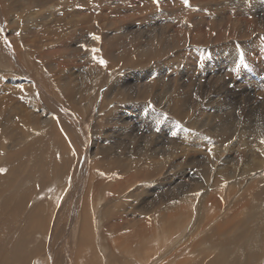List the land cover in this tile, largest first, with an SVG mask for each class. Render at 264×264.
Returning <instances> with one entry per match:
<instances>
[{"label":"bare ground","instance_id":"1","mask_svg":"<svg viewBox=\"0 0 264 264\" xmlns=\"http://www.w3.org/2000/svg\"><path fill=\"white\" fill-rule=\"evenodd\" d=\"M67 1L69 4L66 7L64 3ZM99 1L71 0V4L69 0H10L5 4L10 7V3L16 5L21 2V10L26 11L24 14L25 19H22L20 23L16 20L11 23L13 33L25 32L26 43L24 46H21L19 35L12 37V45L15 47H13V50H15L17 57L22 59L25 67L27 66L25 63H27L30 68L36 66V68L41 69L42 66L36 60V55L38 57H40L39 55H46L49 59L46 67L50 72H53V75L56 74L55 79L52 78V80H57V86L52 85L54 82L49 83L47 78L44 79V86L47 87L48 91H51L47 94L49 103H55L58 108H65L68 100L77 103L79 101L85 102V99L90 96L93 97L92 99H96L98 90L105 87L108 90L102 98L101 111L109 108L111 103L116 105L104 118L105 123L112 124L113 127L103 129V123L100 124V121L97 120L94 124L96 127L93 126L94 130L90 133L87 131L88 129H83L79 125L78 117L80 115L85 118V114L91 112L89 105L86 111L78 108L76 112H68L66 109L64 116L57 114L58 110H55L57 107L54 109L55 112H46L45 109H43L44 111H36L41 105L38 98L39 96L41 98L44 94H41L42 92L39 90L38 81L29 83L22 78L7 77L0 73V169H3L2 167L5 165L10 166L11 160H14V158L18 160L21 155H26L28 152H31V157L32 152L38 149V146L43 147L47 144L49 146L50 141L53 140L58 142L56 146L58 144L62 145L63 152H65L64 145L67 142L65 143L64 130L75 132L76 137L73 135L72 139L77 138L85 141V146L88 145L89 150L84 154L83 165H80L82 175H79V184L76 185L75 190L72 189L71 195L69 194L68 199L63 202L64 209L62 214H59V216L61 215L60 219L56 220L58 224L51 234L53 245L51 254H54L53 264H61L65 258L62 255L64 253L60 251L64 250L67 253L66 258L69 259L72 256L70 253L75 250V246H72L73 241L69 237L66 238H68L69 243L71 241L70 247L74 250L67 249V246L65 248L63 244V240L67 236L65 224L70 225L72 223H74L73 225H81L80 228H77L80 240L75 244V264H101L103 259L98 256L100 253L97 252V247L95 248L94 244H90L93 243L90 236L93 237L96 234L94 227L98 224V221L99 225L105 224V221H107L106 214L109 215L106 212L112 207L115 209L113 208L114 212L110 216L115 219V223L113 220L114 225H120L121 228L126 225L125 228H129L130 231L128 232L125 229L126 231L122 233L120 229L119 231L116 229V235L112 237L108 235L110 236L109 239L107 233L102 231V237L106 238L104 242L106 247L102 249V252L106 254L105 250L108 251V254H106L107 264H113L112 261L121 260V257L122 260L126 258L125 262L127 260V264H157L163 258H167L166 256L172 253L180 242H187L189 235L192 234L191 229L188 228V223H191L194 211L192 207L185 205L190 202V196L187 195L186 191L191 189L186 183L195 178L198 179L197 189L208 187L205 190L206 203L210 202L208 201L210 199L211 202L215 200L214 203L216 204L209 205L210 203H207L206 216L207 219L212 220L217 214L216 206L219 198L221 199L227 179H234L237 175L252 177L251 174L259 173L261 169H264V79L260 78L258 72L259 70L264 74V0H188L187 3H185V0H174L180 10L177 8L176 11L170 12V10L163 8L164 13L159 11V6L155 7L154 4L153 7L151 6L153 3L150 4L149 2L146 5L151 6L149 7L150 11L145 12L142 15L143 17L130 15L136 9L138 11L139 5H136L141 0H102V2H108L102 5L106 8V11L116 8L113 7L115 1L124 6V10L130 13H127V17L125 15L126 19L119 15L109 19L103 17L105 9L98 7L96 3ZM206 2L207 7L205 6ZM62 4L64 5L63 9L59 7ZM14 5L11 6L10 10H15ZM110 6H112L111 9ZM96 10L99 13H96ZM102 10L104 12L101 13ZM167 13H170V15ZM61 14L76 17V20H73V22L70 18L60 21L61 18L64 19ZM123 20H126V23L121 25L123 22L119 21ZM60 32L63 33V36L61 35L62 37L58 38L57 41L59 39L63 41L60 40L61 43L59 44L55 38L58 37ZM1 33L2 31L0 37L3 39ZM95 37H99V39ZM6 45L4 43L5 47H7ZM23 48H25L24 52L22 51ZM0 51L2 53L1 48ZM88 57L91 59L87 60ZM7 58L10 59L9 56ZM241 59H243V63H241ZM101 60L107 63L102 64ZM92 61L93 63H91ZM19 67L20 76L29 77L27 72L21 66ZM68 69L69 71H67ZM123 69L124 72L121 73ZM29 72L31 73L30 70ZM115 74L117 75L116 79L111 80ZM165 75L171 77L170 80H164ZM36 85L38 89H36ZM260 95H262V99L256 98ZM83 99L84 101H82ZM45 102L47 101L45 100ZM134 113L137 114V117H134ZM134 124L139 128L147 125V129H142L144 136L141 138L135 134V127L134 129L130 128ZM121 125L122 127H119ZM77 126H80L81 129L76 130ZM122 129L126 131L123 132ZM169 130L170 132H168ZM112 132L119 134L123 132V138L125 137L126 141L122 142L121 138V140L110 138ZM164 133H171L168 135V140H165V138H161L162 140L160 138V140L156 139L158 134L161 137ZM65 134L68 135V133ZM69 136L71 137V135ZM55 141L52 143H55ZM171 143H175L173 145H176V147H172ZM45 150L47 152L48 148ZM54 150L56 149L54 148ZM38 151L43 150L39 148ZM38 151L34 153H38ZM49 151L48 153H52ZM43 152L42 155L46 153ZM53 154L56 155V151ZM36 156L35 159L39 158H36ZM53 156H51V165H53ZM74 156L75 160L76 155ZM71 158H73V155ZM30 159L32 160V157ZM30 159L28 158V160ZM54 162L56 166L61 167V163ZM26 164L28 165V163ZM23 166L22 163L21 169L25 167ZM11 169L15 170L13 166ZM41 169L43 170L40 167ZM116 169L119 170V175L122 177L113 176L114 174L110 176L111 172ZM32 171L38 174L35 170H31V173ZM7 172L12 173L13 171ZM68 172L66 173L68 174ZM87 172L89 176L87 175L88 179H86L83 192V178ZM2 174L0 176V196L5 188L9 186L5 185L8 179L6 178V181H3ZM53 174H55V171ZM13 175L15 176V174ZM75 175L77 176V174ZM6 176L11 178L9 174H6ZM27 176L31 177V175ZM38 176L40 175L38 174ZM17 177L19 179L20 176L16 175ZM252 179L253 177L250 180ZM35 181H37L36 178ZM48 181L47 184L50 183L49 179ZM203 182L204 184H201ZM263 182L264 175L258 177L246 191L244 190L246 197L243 200L247 202L242 201L244 202V208L241 212L239 211L240 213H238V209L243 206L242 202L234 204L233 211L228 212L225 216L224 224L221 221L222 223L209 227L210 229L206 233L199 239L196 238L197 240L193 241L192 245L187 243V247L176 254L170 260V263L167 262L166 264H264L262 259L264 257V208H257L261 204L259 201L264 199V185L261 186ZM37 183L34 182V186ZM42 184L45 185V182ZM245 184V180H240V182L234 180L232 186L237 187L238 191ZM181 186L185 188V191L181 192L182 196L179 195L181 193H176V189ZM58 187H60V184H58ZM211 187L214 190H211ZM37 188L38 186L36 187L38 191ZM61 188L63 189V187ZM23 191L25 190L20 192L23 193ZM64 191L66 193V189ZM124 191L126 197L124 194V197L121 195ZM227 191L228 195L236 192L235 189ZM30 192L35 193L32 190ZM27 193L29 194V192ZM55 194L58 196V193ZM139 194H142L140 198L137 197ZM20 195L22 196V194ZM14 196L16 197V195ZM213 197L214 199H212ZM1 198L3 200V197ZM22 198L24 199V197ZM22 198L19 200L23 202ZM236 198H238V195ZM12 199H14L13 196ZM29 200L30 203L32 197ZM52 200L51 204L54 205ZM73 200L75 201L74 209H77V213L73 210ZM25 201V203L28 202ZM14 202L15 204L12 201L10 202L13 204L12 206H16V201ZM6 203L0 206V230L8 219H11L8 220L11 223H15V220L18 222L17 217H22L20 214L25 210L21 207L27 206V204L22 203L24 205L20 207L22 211L19 215L17 211L20 209L17 210V206L15 207L17 211L14 209L17 213L15 211L11 212V210L8 215L6 207L9 208L10 204ZM200 203L203 204V200ZM18 204L20 203L18 202ZM5 205L8 206L5 207ZM91 206H93L92 209ZM129 209H132L133 213L130 218H126ZM94 212L98 217V221H95L93 217ZM51 216V213L46 216V221ZM248 217L256 218L259 221L256 230L254 229L255 226L252 228L250 224H247L246 219ZM124 218L126 224H119ZM31 219L35 222L36 214L31 216ZM20 220L19 223L23 221L20 222ZM198 220H200L199 217L196 218L195 223ZM30 222L32 223V221ZM243 223L247 227L237 229ZM8 224L7 226H9ZM18 225L16 226L18 227ZM107 228L109 227L107 226ZM35 232L33 227H29L24 236L34 235ZM151 232H154L153 243H149L148 238V234ZM49 233L47 229L45 236L39 238L38 247L36 246L32 252L26 250V252H29L27 254L36 253L33 257L38 256L41 249L46 246ZM223 234H226V239H222ZM41 235L42 232L38 236ZM245 236L251 237L246 238ZM35 237L37 236L35 235ZM237 237L241 239L239 240ZM1 239H3L2 236ZM243 239L247 240L248 244ZM140 240L145 250L143 252L140 246L133 248V252L125 255V257L121 254V249L118 250L123 246L131 249L133 244L138 243ZM205 240L208 241L209 246L204 244ZM167 241L171 244L164 246L163 244ZM258 241L260 242L258 243ZM7 244L10 247L4 253L8 257L5 256L7 259L3 263L19 264L21 258L23 264H29L28 255L22 258V250L15 245L16 242L13 246ZM8 245L6 246L8 247ZM42 253L46 254L44 251ZM145 253L147 256L144 258L142 254ZM181 255L184 256L179 257ZM163 262L161 263L163 264Z\"/></svg>","mask_w":264,"mask_h":264},{"label":"rangeland","instance_id":"2","mask_svg":"<svg viewBox=\"0 0 264 264\" xmlns=\"http://www.w3.org/2000/svg\"><path fill=\"white\" fill-rule=\"evenodd\" d=\"M1 2H0V16H1V20H0V26L2 27L1 29H0V32L2 31V33H1V35H3V39H2V37H0V45H1V49H2V53H0L1 55H0V73L2 74L3 73V75H5V76H7V77H15V78H22V79H24L25 80V82H29V83H35V82H37V84H38V86H39V90H41V94H43V96H45V97H43V96H41V98H40V96H39V98H38V101H39V103L41 104L40 105V107H38V109H36V111H42L43 109H45L46 110V112H55L54 111V109L57 107L56 106V104L54 103V104H52V102L51 103H49L50 101H49V99H48V93H50L51 91H48L47 90V87L46 86H44L45 85V78H47L48 80H49V83H53L52 85H54V86H57L56 84H57V80H52V78L53 79H55V77H56V74L54 73V75H53V72H50L49 70H48V68L46 67V63H48V61H49V59H47V57H46V55H39L40 57H38V55H36V60L38 61V63H39V65L40 66H42V68L40 69V68H36V66L35 67H29L28 66V64L27 63H25V65H27L26 67L24 66V64H23V62H22V59L20 58H18L17 57V55L15 54V50H13L15 47H14V45H12V43H13V41H12V37L13 36H15V37H17L18 35V37H20L21 38V46H24L25 45V32H21V33H19V34H17V33H13L12 32V29H11V23H12V21H14V20H16V21H19V23H20V21L22 20V19H25L26 17H25V13H26V11H24V10H21L22 9V5L20 6V4H21V2H19V3H17L16 5H14V3L13 4H11L10 3V7H7L5 4L6 3H8V2H10V0H0ZM7 1V2H6ZM56 1H58V0H56ZM70 1V3L72 4V2H71V0H69ZM195 1H197V0H195ZM100 2V3H99ZM98 3H96L97 5H98V7H100V9H105L104 11L102 10L101 11V13L102 12H104V16L102 15V14H100L101 16H103V17H106L107 19H109V18H113V16L114 17H118V15L119 16H121L123 19H126V17H127V13H129V12H127V10H124V6H122L120 3H118L117 1H115V4H113V5H115V6H113L115 9L113 10V8H112V6H110V11L109 10H107L109 13H106L107 11H106V8H104V6H102V5H105L104 3H108V2H102V0H100ZM145 2H147V3H145ZM150 2V4L151 3H153V4H151V6H153L154 4V6L156 7V6H159V11L162 13L163 11H165L166 9H168V11L170 10V12H173V11H176L177 10V8L179 9V7L176 5V3H175V1L174 0H159V2L157 3V1H155V0H141V2L139 1V3L136 5V6H138L139 8H138V11H137V9L134 11V12H132L130 15H135L136 17H143L142 15L145 13V12H149L150 11V8L149 7H151L150 5L149 6H147L146 4H148ZM172 2V3H171ZM56 3V2H55ZM54 3V4H55ZM157 3V4H156ZM170 3V4H169ZM52 4H53V2H52ZM66 4V7L68 6V1L66 2V3H64V5ZM74 4V3H73ZM173 6H172V5ZM12 5H14L15 6V10H10L11 9V6ZM64 5L62 4V5H60L59 7L60 8H64ZM121 5V6H120ZM167 5V6H166ZM205 5V4H204ZM77 6V5H76ZM85 6V5H84ZM153 6V7H154ZM163 6V7H162ZM170 6H172L171 8H170ZM206 7H207V2H206V5H205ZM2 7H3V9H2ZM74 7H75V4H74ZM118 7V8H117ZM127 7V6H126ZM167 7V8H166ZM7 8H8V10H7ZM165 10H164V9ZM18 9V10H17ZM98 10H99V8H97ZM123 9V10H122ZM128 9V8H127ZM7 10V11H6ZM98 10H96V13H99V12H97ZM117 10V11H116ZM122 10V11H121ZM180 10V9H179ZM112 11V13H110ZM115 11V12H114ZM123 11H125V12H123ZM143 11V12H142ZM73 13V12H72ZM115 13V15H113ZM164 13V12H163ZM106 14V15H105ZM168 15H170V13H167ZM166 14V15H167ZM70 15H72V14H70ZM111 15V16H110ZM125 15H126V17H125ZM61 16L62 17H64V19H62L61 17V20L60 21H62V20H66V19H70L71 21H75L76 19V17H73V16H71V17H68V15L67 14H61ZM4 19H3V18ZM10 21H9V20ZM7 20V21H6ZM24 21H26V20H24ZM73 21V22H74ZM135 21V20H134ZM161 21V20H160ZM4 22H6V23H4ZM72 22V23H73ZM119 22H123L121 25H123V24H125L126 23V20L124 21H119ZM4 23V24H3ZM9 27V28H8ZM7 28V29H6ZM3 29V30H2ZM37 31H39L38 29H37ZM59 31V30H58ZM5 32V33H4ZM22 33H24V34H22ZM39 33V32H38ZM22 37H21V36ZM41 35V34H40ZM63 36V33H59L58 34V37H56L55 39H56V41H57V39L58 38H60V37H62ZM8 37V38H7ZM60 40L61 39H59V41H57L59 44L63 41V40H61V42H60ZM56 42V43H57ZM4 43L5 44H7L6 46L8 47V49H7V47H5L4 46ZM3 45V46H2ZM14 47V48H13ZM3 48H4V50H3ZM9 50V51H8ZM11 51V52H10ZM13 51H14V53H13ZM23 52L25 51V48H23V50H22ZM1 52V51H0ZM4 52V53H3ZM6 52V53H5ZM4 54V55H3ZM12 54V55H11ZM6 55V57H4ZM3 56V57H2ZM9 56V58L10 59H8L7 57ZM16 56V57H15ZM38 58V59H37ZM43 58V59H42ZM49 58V57H48ZM15 59V61H13ZM17 59V60H16ZM44 59H45V61H44ZM51 59V58H50ZM87 59V58H86ZM89 59H91L90 57H88V59L87 60H89ZM42 60V61H41ZM3 61H5L4 63H3ZM8 61V62H7ZM20 62V63H17V62ZM23 61H25V60H23ZM14 62V63H13ZM26 62V61H25ZM45 63V64H44ZM91 63H93V61L91 62ZM23 64V65H22ZM80 64H82L81 62H80ZM14 66H16V67H14ZM19 66H21L26 72H27V74L29 75V77H27L26 76V78L24 77V76H20V74H19V70H20V67ZM28 67V68H27ZM46 67V68H45ZM36 68V69H35ZM65 68H67V67H65ZM64 68V69H65ZM68 68H70V67H68ZM3 69V70H2ZM12 69V71H10ZM29 70L31 71V73L29 72ZM43 70V72H41V71ZM67 71H69V69L67 70ZM124 72V69L122 70V72L121 73H123ZM258 72L260 73V78H263L264 79V74H263V72L262 71H259L258 70ZM5 73V74H4ZM7 73V74H6ZM30 73V74H29ZM44 73V74H43ZM50 73V74H49ZM57 73V72H56ZM11 74V75H10ZM13 74V75H12ZM46 74V75H45ZM117 74V73H116ZM114 75L113 76V79H111V80H114V79H116L115 77L117 76V75ZM19 76V77H18ZM44 76V77H43ZM166 76H167V78H166ZM33 77V78H32ZM49 77V78H48ZM51 77V78H50ZM35 78V79H34ZM170 78L171 77H169L168 75H165V78H164V80H170ZM31 79V80H30ZM33 79V80H32ZM36 80V81H35ZM32 81V82H31ZM39 83H40V85H42V86H40L39 85ZM44 86V87H43ZM36 87H37V85H36ZM41 87V88H40ZM36 89H38V87L36 88ZM102 90V91H101ZM108 90V88H102V89H99L98 90V95H97V97H95L96 99H92L93 97L92 96H90L89 98H86L85 99V102H81V101H79V102H77V103H75V102H71V101H67V105L65 106V108L63 107H57L55 110L57 111L58 110V112H57V114L58 115H62V116H64L65 114H66V112H65V110L67 109V111L68 112H76V110L79 108V109H83L84 111H86V109H87V106L89 105V107H90V109H91V112H89V114H85V118H83V116H80V115H78V117H79V125L83 128V129H88L87 131L88 132H92L94 129H93V126H94V124H96V122H97V120L98 121H100V124H102L103 123V129H111L112 127H113V125L112 124H107V123H105V119L104 118H106L108 115H107V113H110V111H111V109L112 108H114V106L116 105V104H113V103H111V104H113V105H111L110 104V107L109 108H107V109H105V110H103V111H101V108H100V105H101V102H102V98H104V93L106 92ZM46 91H48L47 93H45ZM103 92V93H102ZM34 93V92H33ZM99 93H100V95H99ZM102 94V95H101ZM50 95V94H49ZM42 97H43V99H42ZM45 98V99H44ZM256 98H258V99H262V95H260V96H258V97H256ZM40 99H41V101H40ZM48 99V100H47ZM42 100H44L43 102H42ZM45 100L47 101V102H45ZM87 100V101H86ZM82 101H84V99L82 100ZM43 104H42V103ZM45 103H47V104H45ZM69 103V104H68ZM79 103V104H78ZM89 103V104H88ZM49 104V105H48ZM72 104V105H71ZM77 107H75L74 105ZM86 104V105H85ZM91 104V105H90ZM95 104V105H94ZM43 105V106H42ZM94 105V106H93ZM30 106V105H29ZM68 106V107H67ZM99 106V107H98ZM48 108V109H47ZM53 109V110H52ZM70 109V110H69ZM110 109V110H109ZM51 110V111H50ZM61 110V111H60ZM44 111V110H43ZM109 111V112H108ZM46 112H44V113H46ZM60 112V113H59ZM63 112V113H62ZM97 112V113H96ZM103 112V113H102ZM99 113V114H98ZM130 114H131V111H130ZM103 116V119H102V116ZM105 115V116H104ZM99 116V117H98ZM93 117V118H92ZM134 117H137V114L136 113H134ZM88 118V119H87ZM59 119H61L60 117H59ZM94 120H96V121H94ZM90 121V122H89ZM102 121V122H101ZM88 122V123H87ZM87 123V124H86ZM93 124V125H92ZM107 125V126H106ZM109 125H110V127H109ZM120 125V124H119ZM80 126H77V128H76V130L77 129H81V127ZM88 128H87V127ZM115 126V125H114ZM94 127H96V126H94ZM119 127H122V125L121 126H119ZM134 127H135V129H136V131H138V132H136L135 131V134L139 137V138H141L142 136H144L143 135V130L142 129H147V125H143V127H136V125L134 124L132 127H130L131 129H134ZM92 129V130H91ZM123 130V132L124 131H126V130H124V129H122ZM62 131H63V129H62ZM65 132H64V135H65V145H64V151L65 152H63V146L62 145H57L56 146V144L58 143L57 141H55V140H53L52 142H54L55 141V143H52L51 141H50V145L49 146H51V147H49L48 146V144L46 145V146H48V147H46V146H43V147H37L38 149L40 148V149H42L44 152H46V150L45 149H47L48 148V150H47V152L46 153H44L43 151H38V149H36L35 151H38V153H34V152H32V160L30 159L31 157H30V154H31V152L29 153H25L26 155H21V159L19 160H16V158H14V160H11L12 162L10 163V166L9 165H5V166H1L3 169H0V170H3V171H0V176H1V174L4 172V174H2V178H3V181H6V178L9 180V179H11L10 181H6L7 183L5 184V185H9L7 188H5V190H9V191H5L4 189V192H2L1 194L3 195H1L0 196V198L1 197H3V200H2V198L0 199V206L1 205H3V204H5V202H7V203H9L8 205H9V208H7L6 206H8V205H5V207H6V210H7V214L9 215V212L11 211V212H13V211H15L16 209H15V207L17 206V210H19V211H17L18 212V215H19V213H20V211H22L21 210V208L23 209H25L26 210V212H25V210L24 211H22L21 212V214H20V216H22V217H20L19 218V216L17 217V220H18V222L15 220V223H16V225H18V227L15 225V223H11V222H9L8 220H11V219H8L7 221H6V223H5V225H3V227L1 226V230H0V234H1V232H2V234L0 235V237L2 236L3 237V239H1L0 240V250H1V252H0V261H1V264H5V263H3V262H5L6 261V255L7 254H5L6 252H7V248H9L10 246L7 244V243H9L11 246H13L14 245V243L16 242L17 244L19 243V245H17V244H15L16 246H18V247H20V250H22L21 251V254L23 255V257H22V255L20 254V256L22 257V258H24V256H27L28 254L27 253H29V252H32V250L37 246L38 247V245H39V243H40V239H41V237L42 236H45V232H46V230L48 229V231L50 232L49 234H48V236H47V243H46V246H45V248H43V249H41V253H38V256H36V257H33V255L35 256L36 255V253L35 254H29L28 255V257H27V260L29 259V264H53V255L51 254V250L53 249V245H52V236H51V234H52V232L54 231V229H55V227H56V225L58 224V221H56V220H59L60 219V216H59V214H62V210L64 209L63 208V202L66 200V199H68V197H69V194L71 195V193H72V191L73 190H75V188L77 187L76 185H78L79 184V179H80V176L79 175H82V172H81V168H80V165L82 166L83 165V163H84V159H85V155L84 154H86V152H88V150H89V146L87 145V146H85L86 145V142L85 141H83V140H78L77 138H75V139H72V137H74L75 136V132H70V131H68V132H66V130H64ZM123 132H121V134H119V133H111L110 135H111V137L110 138H116V139H119V140H121L122 142H124V141H126V139H125V137L123 138ZM168 132H170V130L168 131ZM65 133H68V135L66 136V134ZM140 133V134H139ZM169 134H171V133H164V135L162 134V136L160 137V134H158V136L156 137V139H158V140H160L161 138L163 139V138H165V140H168V135ZM69 135H71V137L69 136ZM74 135V136H73ZM118 135V136H117ZM121 135V136H120ZM141 135V136H140ZM117 136V137H116ZM69 139H68V138ZM76 137V136H75ZM121 138V139H120ZM160 138V139H159ZM216 138H218V137H216ZM71 139H72V141H73V143H72V141H71ZM124 139V140H123ZM161 139V140H162ZM68 140H70V141H68ZM47 143H49V142H47ZM72 143V144H71ZM52 144V145H51ZM54 144H55V146H54ZM173 144H175V143H171V145H172V147L173 146H175L176 147V145H173ZM73 145V146H72ZM84 145V146H83ZM171 145H170V148H171ZM62 146V147H61ZM213 146H215V145H213ZM67 147H68V150H67ZM175 147H174V149H175ZM54 148L56 149V150H54ZM61 148V149H60ZM49 149H50V151L52 152V153H48V151H49ZM77 151H76V150ZM172 149V148H171ZM173 149V150H174ZM56 151V155L55 154H53L54 152ZM176 150V149H175ZM49 151V152H50ZM62 151V152H61ZM69 151V152H68ZM178 151V150H177ZM180 151V150H179ZM42 152L44 153V154H46V155H42ZM74 152V153H73ZM77 152H78V154H77ZM81 152H83V153H81ZM85 152V153H84ZM176 152V151H175ZM65 153H67L66 155H64ZM76 153V154H75ZM80 153V154H79ZM34 154H35V156H36V154H37V156H36V158L37 157H39V158H37V159H35V156H34ZM49 156H48V155ZM51 154V155H50ZM54 156H53V155ZM73 155V158H71V156ZM58 155V156H57ZM69 155V156H68ZM71 155V156H70ZM74 155H76V159L74 160V158H75V156ZM84 157H83V156ZM26 156V157H25ZM33 156H34V158H33ZM43 156V158L45 159L44 161L41 159V157ZM45 156V157H44ZM51 156H53V157H55V158H53L52 157V159H54V160H52L53 162H52V164L55 166H53V165H51ZM56 156H57V158H56ZM63 156H64V158H63ZM25 157V158H24ZM49 157V158H48ZM68 157H70V158H68ZM22 158H24V159H22ZM28 158L30 159V160H28ZM48 158V160L46 161V159ZM59 158H60V161H59ZM62 158V159H61ZM26 159V160H25ZM34 159V160H33ZM55 159H58V160H55ZM63 159H66L65 161L63 160ZM71 159H73V160H71ZM22 160H23V162H22ZM25 160V161H24ZM38 162H36V161ZM42 160V161H41ZM78 160H79V162H78ZM13 161H14V165H13ZM23 163V165L25 166H23L24 168L23 169H21V167L20 166H22V163ZM27 161H30V162H27ZM31 161H32V163H31ZM34 161H35V163H34ZM54 161H57V164H60L61 163V167H59L58 165L56 166V163L54 162ZM64 161V162H63ZM68 161V162H67ZM18 162V163H17ZM50 164H49V163ZM21 165H20V164ZM25 163H28V165L26 164L25 165ZM66 163V165H64V164ZM31 164H33L32 166H31ZM38 166H37V165ZM40 164V165H39ZM45 164H48V165H50V166H48V165H45ZM68 164V165H67ZM79 164V165H78ZM18 165H20V166H18ZM34 165H35V167H34ZM72 165V166H71ZM76 165V166H75ZM14 167V169L15 170H12L11 169V167ZM37 166V167H36ZM43 166H47L46 168L45 167H43ZM66 166H68V167H66ZM74 166V167H73ZM26 167H30V169L28 170V168L26 169ZM40 167L41 168H43V170L41 169L40 170ZM52 168V169H49V168ZM71 167V168H70ZM74 169H73V168ZM6 168V169H5ZM33 168V169H32ZM38 168V169H37ZM60 168H62V169H60ZM65 170H64V169ZM66 168H68L67 170L68 171H70L71 169V171L70 172H68L67 170H66ZM70 168V169H69ZM77 168H79L78 170H77ZM9 169V170H8ZM14 172H12L11 170ZM19 169H21V170H19ZM46 169H49V170H46ZM200 169V168H199ZM198 169V170H199ZM19 170V171H18ZM25 170V171H24ZM31 170H35L40 176H38V174H36V173H34L33 171H32V173H33V175H32V173H31ZM38 170V171H37ZM46 171V173L44 174V172ZM50 170H51V172H50ZM60 170H62L61 172H60ZM7 171H9V172H12L13 174H15V176L12 174V173H8ZM17 171H18V173H17ZM21 171V172H20ZM54 171H55V174H53L54 173ZM68 172V174L66 173V172ZM23 172V173H22ZM29 172V173H28ZM41 172V173H40ZM48 172V173H47ZM261 172V174H259ZM24 173H26L27 175H31V177L30 176H27L26 174H24ZM31 173V174H30ZM43 173V174H42ZM69 173H71V174H69ZM112 174H110V176H112L113 174V176H120L119 175V170H115V171H113V172H111ZM116 173V174H115ZM197 173V172H196ZM259 173L258 172H255V173H253V174H251L252 175V177H253V181H255L258 177H261V176H263L264 175V169H261L260 171H259ZM6 174H9V175H11L10 177L11 178H9V176H6ZM19 174H21V175H19ZM24 174V175H23ZM47 174V175H46ZM48 174H51V175H48ZM66 176H65V175ZM73 174V175H72ZM75 174H77V176L75 175ZM257 174V175H256ZM16 175L17 176H20L19 177V179H18V177L16 178ZM35 175V176H34ZM54 175H55V179H54ZM57 175V176H56ZM89 176V173L87 172L86 174H85V180H84V178H83V182H84V185H82V191L84 192V189H83V187L85 186V182H86V179H88V176ZM4 176H6L5 178H4ZM37 176H38V178H40V179H38L37 178ZM22 177V178H21ZM24 177H25V180H27V181H25L24 180ZM49 177H51V178H49ZM60 177H62L61 179H60ZM76 177V178H75ZM120 177H122V176H120ZM252 177H243V176H240V175H237V177L236 178H232V179H227V181H226V183H225V185H224V187H223V194H222V196H221V199L219 198V202H218V205L216 206L217 207V214H216V216L215 217H213V219L212 220H209V219H207V210H208V204L207 203H210L209 205H213V204H215L214 203V201L215 200H212V202H211V200L209 199L208 201H210V202H207L206 203V196H205V190L208 188V187H205L204 189H203V187H200V188H196V184L198 183V179H195V178H192L191 180H190V182H188V183H186L187 184V186L188 187H190L191 189H189L190 191H186V193H187V195L189 194V196H190V202H189V204L187 203V204H185L186 206H188V207H192L193 208V211H194V213H192V221H191V223L189 222L188 223V228L189 229H191V232H192V234H190L189 235V240L187 241V242H185L184 243V241L183 242H180V244H179V246L177 247V248H175L174 250H173V252L172 253H170V254H168L166 257L167 258H163L162 260H161V262L162 261H164L163 262V264H166L167 262H169L170 263V260L171 259H173L175 256H176V254H179L184 248H186L187 247V243L188 244H191V243H193V241H196L197 239H199L204 233H206V231L207 230H209L210 228L209 227H211V226H214L215 224H217V223H220L221 221L223 222H221L222 224H224V220H225V216L228 214V212H230V211H233V209H234V204H238V202H242V201H246V200H243V198L244 197H246V193L244 192V190L246 191L247 189H248V187L253 183V181L252 180H250ZM255 177V178H254ZM14 178H16V179H14ZM28 178H30V179H28ZM35 178H36V180L37 181H35ZM33 179V180H32ZM48 179L50 180V183H48L47 184V182H49L48 181ZM64 179V180H63ZM76 179V180H75ZM52 180V181H51ZM66 180V181H65ZM234 180H237V182H240V180L242 181V180H245L246 181V184L242 187V188H240V190H238L239 191V193H237L238 191H237V187H234V186H232V183L234 182ZM62 181H64V182H62ZM69 181V182H68ZM75 181H76V183H75ZM78 181V182H77ZM194 181V182H193ZM252 181V182H251ZM22 182H24V183H22ZM34 182L36 183V182H38L35 186L37 187L38 186V188L37 189H39L38 191L36 190V187L34 186ZM45 182V185H43L42 183H44ZM82 182V181H81ZM3 183H5V182H3ZM12 183V184H11ZM74 183H75V185H74ZM47 184V185H46ZM58 184H60V187H63V189L65 190L66 189V193H64L65 191L61 188L60 189V187H58ZM185 184V185H186ZM201 184H204V182L203 183H201ZM200 184V185H201ZM11 185V186H10ZM32 185V186H31ZM65 185V186H64ZM67 185V186H66ZM73 185H74V187H73ZM184 185V186H185ZM264 185V182L263 183H261V186H263ZM31 186V187H30ZM10 187V188H9ZM28 187H30V188H28ZM33 187H35V188H33ZM40 187V188H39ZM43 187V188H42ZM67 187V188H66ZM73 187V188H72ZM9 188V189H8ZM57 188V189H56ZM244 188V189H243ZM12 189V190H11ZM27 189V190H26ZM41 189V190H40ZM60 189V190H59ZM73 189V190H72ZM214 190V188H212L211 187V190ZM231 189H235L236 190V192H234V193H232L231 195H228L227 193H228V191L227 190H231ZM22 190H25V191H23V193H21L20 191H22ZM33 191V192H35V193H32V192H30V191ZM61 191V192H60ZM183 191H185V188L183 187L182 188V186L181 187H178L177 189H176V193L178 192V193H181V192H183ZM7 192V193H6ZM17 192H19V193H17ZM27 192H29V194L27 193ZM193 192V193H192ZM197 192V193H196ZM199 192V193H198ZM227 192V193H226ZM16 193V194H15ZM54 193V194H53ZM55 193H58V196H56V194ZM13 194V195H12ZM20 194H22V196L20 195ZM32 194H34V195H32ZM123 194H124V196L126 197L127 195H126V192L124 191L121 195L123 196ZM173 194V193H172ZM226 194V195H225ZM11 195V196H10ZM14 195H16V197L14 196ZM27 195H30L31 197H32V201L29 203V198L31 199V197H27ZM142 195V194H141ZM141 195L139 194L137 197H141ZM180 196H182V193L181 194H179ZM178 195V196H179ZM203 195V196H202ZM207 195V194H206ZM237 195H238V198H236L237 197ZM242 195H244V196H242ZM12 196L14 197V199H12ZM17 196H20L19 198L17 197ZM47 196H48V198H47ZM56 196V197H55ZM60 196H62V197H60ZM121 196V197H122ZM123 196V197H124ZM202 196V197H201ZM204 196H205V198H204ZM223 196H225V197H223ZM230 196V197H229ZM22 197H24V199L22 198ZM34 197V198H33ZM137 197H135L136 199H137ZM198 199H197V198ZM227 197V198H226ZM242 197V198H241ZM18 198V199H17ZM23 199L24 201L22 202L21 200H19V199ZM26 198V199H25ZM38 198V199H37ZM196 198V199H195ZM202 198V199H201ZM204 198V199H203ZM208 198V197H207ZM224 199V201H223V199ZM225 198H226V200H225ZM240 198V199H239ZM12 199V200H11ZM48 199V200H47ZM53 199V200H52ZM56 201H55V200ZM136 199H134V200H136ZM212 199H214V197L212 198ZM234 199V200H233ZM13 202V204H15V202L14 201H16V206H12L13 204L12 203H10L11 201ZM25 200H27L28 202L27 203H25L26 201ZM50 200V201H49ZM51 200H52V203H54V205L53 204H51ZM192 200V201H191ZM194 200H197L196 202L194 201ZM203 200V204L202 203H200L201 201ZM205 200V201H204ZM232 200V201H231ZM10 201V202H9ZM21 201V202H20ZM54 201V202H53ZM227 201V202H226ZM263 201V202H262ZM2 202V203H1ZM4 202V203H3ZM18 202L20 203V204H18ZM43 202V203H42ZM59 202V204H57ZM194 204H193V203ZM222 204H221V203ZM233 202V203H232ZM247 202V201H246ZM6 203V204H7ZM22 203H25V205L27 204V206H24V207H21V206H23L24 204H22ZM37 203H40V204H37ZM50 203V204H49ZM213 203V204H212ZM229 203V204H228ZM232 203V204H231ZM243 204V206H241V207H239V209H238V213H240L241 211H242V208H244V202H242ZM259 203H261V204H259L258 206H257V208L258 209H261V208H264V199L262 200H260L259 201ZM18 204V205H17ZM22 204V205H21ZM75 204V201L73 200V202H72V206H73V210L77 213V209H74V205ZM221 204V205H220ZM193 205V206H192ZM202 205V206H201ZM216 205V204H215ZM225 205V206H224ZM229 205H230V207H229ZM19 206V207H18ZM54 206V207H53ZM57 206H59V207H57ZM10 207H14V208H10ZM21 207V208H20ZM27 207H29V208H27ZM206 207V208H205ZM27 208V209H26ZM93 208V206H91V209ZM114 207H112L108 212H106V213H108L109 215H107L106 214V220L107 221H105V224L104 225H99V221H98V217L95 215V212H94V215H93V217H94V219H95V221H98V226L97 225H95V227H94V229H95V235L92 237V236H90L89 238L91 239V241H93V243H90V244H94V246H95V248L97 249V252L98 253H100V254H98V256L99 257H102V259H103V261H102V259H101V264H107V261H108V258H107V256H106V254H108L107 252L108 251H106L105 250V252H106V254H104V252H102V249H104V247H106V245H104V242L106 241V238H103L102 237V234H103V232H106L107 233V236L108 235H110L111 237L113 236V235H116V233H117V230L119 231V229L121 230V232L123 233V232H125L126 230L129 232L130 231V229L129 228H125L126 227V225H124V224H126L124 221H125V218L124 219H122L121 221H120V223L119 224H123L124 226H122V228H121V226L120 225H114V223H115V219L114 218H112L111 216H110V214L112 215V213L114 212V209H113ZM9 209V210H8ZM15 209V210H14ZM79 210L81 209V208H78ZM37 210V211H36ZM198 210H199V212H198ZM202 210V211H201ZM15 211V212H16ZM55 211H56V213H55ZM92 211V210H91ZM128 211V213H126L127 214V217L126 218H130V216H131V214L133 213L132 211V209H129V210H127ZM126 211V212H127ZM130 211V212H129ZM220 211V212H219ZM240 211V212H239ZM16 212V213H17ZM161 212V211H160ZM33 213V214H32ZM39 213V216L37 217V214ZM51 213L52 214V216H51V218L49 219V220H47L46 221V216H48L49 214ZM222 213V214H221ZM25 216H24V215ZM32 214V215H31ZM36 214V221L35 222H33V220L31 219V216H34ZM129 214V215H128ZM31 215V216H30ZM198 215V216H197ZM221 215V216H220ZM77 216V215H76ZM112 218H110V217ZM96 217V218H95ZM197 217H199L200 218V220H198V222L197 223H195L196 222V218ZM232 217V216H231ZM30 218V219H29ZM54 218V219H53ZM21 219V220H20ZM43 219V220H42ZM109 219H111V220H109ZM207 219V220H206ZM19 220H20V222L21 223H19ZM113 220H114V223H113ZM209 220V221H208ZM247 220V224H250L251 225V227L252 228H254V226H255V230L257 229V227H258V224H259V221L256 219V218H250V217H248V219H246ZM30 221H32V223L30 222ZM43 221V222H42ZM123 221V222H122ZM107 222V223H106ZM110 222V223H109ZM119 222V221H118ZM9 223V224H8ZM29 223H30V225H29ZM113 223V224H112ZM7 224L9 225V226H7ZM14 224V226H12ZM25 224H26V226H25ZM36 224V225H35ZM74 223H72V224H65V229H66V234H67V236H65V239L63 240V244H64V246H65V248H66V246L68 247L67 249H69V250H76V243H77V241L78 240H80V236H79V231H77L78 229L77 228H80V226L81 225H79V224H76V225H73ZM107 224H109V225H107ZM191 224V225H190ZM228 224V223H227ZM39 225H41V226H39ZM72 225V226H71ZM112 225V226H111ZM193 225V226H192ZM229 225V224H228ZM12 226V227H11ZM28 226V227H27ZM35 226V227H34ZM37 226V227H36ZM51 226V227H50ZM67 226V227H66ZM107 226L110 228H107ZM233 226V225H232ZM29 227H33L34 228V230L36 231L35 233L36 234H34V235H32L31 234V236H27L26 235V237H28V238H26L24 235L26 234V231L29 229ZM46 227H47V229H46ZM103 227H104V229H103ZM245 227H247L244 223L242 224V225H239L238 226V228L237 229H241V228H244L245 229ZM3 228V229H2ZM4 228H6V229H4ZM8 228V229H7ZM44 228H45V230H44ZM194 230H193V229ZM15 229V230H14ZM50 229V230H49ZM76 229V230H75ZM117 229V230H116ZM126 229V230H125ZM6 230V231H5ZM11 230V231H10ZM69 230H70V232H69ZM124 230V231H123ZM6 232V233H4V232ZM22 231V232H21ZM103 231V232H102ZM250 231H252V229H250ZM41 233L42 232V235L41 236H38L39 235V233ZM21 233V234H20ZM154 232H151L150 234H148L149 236H148V238H149V243H153V240H152V238H153V234ZM252 233H253V231H252ZM227 234V233H226ZM226 234H223L222 235V239H226L227 238V236H225ZM35 235L37 236V237H35ZM74 235V236H73ZM100 235V236H99ZM76 236V237H75ZM110 236H108V239L110 238ZM196 236V237H195ZM24 237V238H23ZM66 237H69V239L71 240V241H73L72 242V246L74 247V249L73 248H71L70 247V243H71V241H70V243H69V240H68V238H66ZM246 238H250V237H247V236H245ZM5 238V239H4ZM8 238V239H7ZM9 238H12V239H9ZM40 238V239H39ZM77 238V239H76ZM99 238V239H98ZM197 238V239H196ZM238 238V237H237ZM14 239H16V240H14ZM18 239V240H17ZM26 239V240H25ZM38 239V240H37ZM193 239V240H192ZM239 240L241 239V238H238ZM8 240H10V241H8ZM28 240V241H27ZM67 240V241H66ZM246 243H247V240H245V239H243ZM3 241V242H2ZM11 241H12V243H11ZM15 241V242H14ZM20 241H22L23 243H24V245H22L23 243L22 242H20ZM31 241V242H30ZM170 241V240H169ZM169 241H167V243H165V244H163L164 246H166V244H169L170 242ZM6 242V243H5ZM39 242V243H38ZM97 242V243H96ZM208 241L207 240H205V245L206 246H209V243H207ZM260 241H258V243H259ZM4 243L6 244V245H8V247L5 245L4 246ZM22 243V244H21ZM171 244V243H170ZM248 244V243H247ZM96 245H98V246H96ZM139 245V246H138ZM181 245V246H180ZM192 245V244H191ZM3 246H4V248H3ZM141 246V251L143 252V251H145L144 250V247H143V245H142V243H141V240L140 241H138V243L136 242V243H134L133 244V247L131 248V249H127V248H125L124 246L123 247H121V248H118V250L119 249H121V254L123 255V256H125V255H127V254H130V252H133V248L135 249V248H137V247H140ZM59 247V246H58ZM3 248V249H2ZM51 248V249H50ZM60 248V247H59ZM61 248H63V247H61ZM71 248V249H70ZM250 248V247H249ZM25 249V250H24ZM45 249V250H44ZM55 249V248H54ZM123 249V250H122ZM2 250H4L3 252H2ZM6 250V251H5ZM24 250V251H23ZM26 250H28L29 252H26ZM74 250V251H75ZM42 251H44L46 254L44 255V253H42ZM74 251H73V253L71 252L70 254H72V256L68 259V258H66L67 257V253L64 251V250H62V251H60V252H63L64 254H62L65 258L62 260V263L64 264H67L68 262H69V264H75V261H74V259H75V256L74 255H76V253H74ZM5 252V253H4ZM23 252H26V253H23ZM120 252H119V254H120ZM4 253V254H3ZM25 254V255H24ZM49 254V255H48ZM4 255V256H3ZM32 255V256H31ZM69 255V254H68ZM145 255V256H144ZM170 255V256H169ZM240 255H242V254H240ZM245 254H243L242 256H244ZM3 256V257H2ZM142 256L145 258L146 256H147V254L145 253V254H142ZM168 256H169V258H168ZM184 255H181V256H179V257H183ZM260 256V255H259ZM259 256H257V257H259ZM263 256H264V252H263ZM5 257V258H4ZM7 257H8V255H7ZM45 257V258H44ZM126 257V256H125ZM3 259V261H2V259ZM21 259V258H20ZM19 259V264H23V260L21 261ZM32 259V260H31ZM125 259L126 258H124L123 260H124V262H123V260H122V257H121V260H115V261H112L113 262V264H117L118 262V264H120V263H124V264H127V260H126V262H125ZM256 259H258V258H256ZM255 259V260H256ZM262 259H263V261H264V257H262ZM38 260V261H37ZM43 260V261H42ZM50 260V261H49ZM66 260H68V261H66ZM50 262V263H49ZM72 262V263H71ZM157 263V264H162V263ZM61 263V264H62ZM110 263H111V260H110ZM129 264V263H128Z\"/></svg>","mask_w":264,"mask_h":264},{"label":"snow or ice","instance_id":"3","mask_svg":"<svg viewBox=\"0 0 264 264\" xmlns=\"http://www.w3.org/2000/svg\"><path fill=\"white\" fill-rule=\"evenodd\" d=\"M159 2V0H157V3ZM188 2V0H185V3H187ZM96 39H99V37H95ZM102 64H106L107 62L106 61H104V60H101L100 61ZM241 63H243V59H241ZM0 171H3V170H0Z\"/></svg>","mask_w":264,"mask_h":264}]
</instances>
